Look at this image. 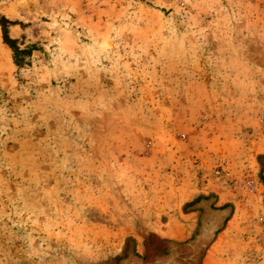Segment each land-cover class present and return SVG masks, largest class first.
Here are the masks:
<instances>
[{
  "label": "rangeland",
  "instance_id": "rangeland-1",
  "mask_svg": "<svg viewBox=\"0 0 264 264\" xmlns=\"http://www.w3.org/2000/svg\"><path fill=\"white\" fill-rule=\"evenodd\" d=\"M0 15V264H264V0Z\"/></svg>",
  "mask_w": 264,
  "mask_h": 264
},
{
  "label": "trees",
  "instance_id": "trees-1",
  "mask_svg": "<svg viewBox=\"0 0 264 264\" xmlns=\"http://www.w3.org/2000/svg\"><path fill=\"white\" fill-rule=\"evenodd\" d=\"M17 22L11 20L6 15H0V25L2 27L3 39L6 44H8L14 53V60L18 66H24L27 63V56L29 55L28 48H22L18 40L10 35L9 28L11 25Z\"/></svg>",
  "mask_w": 264,
  "mask_h": 264
}]
</instances>
